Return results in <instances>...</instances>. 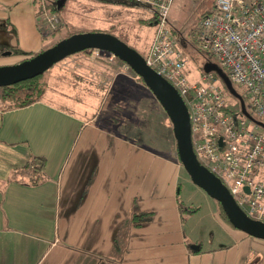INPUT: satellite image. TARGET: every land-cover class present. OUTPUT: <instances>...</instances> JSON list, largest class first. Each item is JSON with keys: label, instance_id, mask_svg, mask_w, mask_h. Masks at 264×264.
I'll return each instance as SVG.
<instances>
[{"label": "crops", "instance_id": "1", "mask_svg": "<svg viewBox=\"0 0 264 264\" xmlns=\"http://www.w3.org/2000/svg\"><path fill=\"white\" fill-rule=\"evenodd\" d=\"M35 15L33 0H0V69L45 50ZM84 80L61 79L20 109L0 93V264H264V242L219 208L208 225L180 204L174 153L93 123L97 95ZM202 225L214 233L206 246Z\"/></svg>", "mask_w": 264, "mask_h": 264}, {"label": "built area", "instance_id": "2", "mask_svg": "<svg viewBox=\"0 0 264 264\" xmlns=\"http://www.w3.org/2000/svg\"><path fill=\"white\" fill-rule=\"evenodd\" d=\"M110 1L153 10L155 36L144 57L147 66L171 84L184 101L198 162L222 182L250 219L264 222V130L246 119L242 111L230 110L227 93L215 74L190 73L191 61L179 49L169 27L175 0ZM36 2L44 23L56 32L60 27L58 13L47 8L48 0ZM195 40L239 88L250 117L264 125V0H215ZM93 55L109 57L98 51ZM97 121L96 117L93 123Z\"/></svg>", "mask_w": 264, "mask_h": 264}, {"label": "rangeland", "instance_id": "3", "mask_svg": "<svg viewBox=\"0 0 264 264\" xmlns=\"http://www.w3.org/2000/svg\"><path fill=\"white\" fill-rule=\"evenodd\" d=\"M33 1L36 22L46 39L43 52L52 49L71 36L97 32L118 38L141 56L146 57L155 36L153 10L128 7L125 4H111L103 0H68L58 14L60 27L52 33L43 21L40 3L35 4L36 0ZM58 1L48 0L47 8L53 9ZM214 1L175 0L173 2L169 27L172 33L177 34L179 49L186 53L191 61L188 68L190 73H204L207 65L219 67L217 61L203 52L195 40L203 18L213 11ZM93 53L95 52H86L71 57L47 72L40 80L43 91L53 90V86L58 85L61 79L74 81L75 73L79 75L82 73L84 81L88 83L87 86L96 91L95 113L98 115L93 113L92 116L94 119L97 117L101 127H106L115 133L120 131L122 133V129L125 127L127 130H131L129 137L134 139V132L137 135H142L146 145H152L150 143L160 135L162 139H165L164 141L160 140L163 144L156 143L152 146L158 147L163 155L171 156L174 153L177 158V147L174 146L173 141V127L153 95L140 80L134 77L135 74L131 70L127 71L125 64L120 61H111V56L100 59ZM80 58L86 59V62L82 60L83 64H79ZM192 79L195 80L196 75H193ZM84 81L82 82L85 83ZM234 87L241 92L236 85ZM227 99L232 112H241V105L238 101L228 94ZM260 132L263 131L260 130ZM179 201L185 208L199 209L202 213L201 219H206L205 223L208 225L209 212L219 206L217 202L195 187L186 173L180 182ZM190 224V222L186 223V231L190 228ZM199 228L198 236L202 238L206 246L208 236L210 237L214 233L211 232L208 235L205 225ZM214 243H218V241Z\"/></svg>", "mask_w": 264, "mask_h": 264}, {"label": "water", "instance_id": "4", "mask_svg": "<svg viewBox=\"0 0 264 264\" xmlns=\"http://www.w3.org/2000/svg\"><path fill=\"white\" fill-rule=\"evenodd\" d=\"M67 1L59 0L57 2L58 12L61 11ZM95 51L106 53L125 64L143 82L160 104L173 127L179 162L192 184L221 205L233 229L249 238L264 242V222L250 219L238 206L222 182L198 162L193 148L189 111L179 92L149 68L143 56L118 38L105 33L74 35L63 40L52 49L33 56L17 66L1 68L0 89L15 87L42 78L47 72L67 59ZM204 73L217 75L228 93L240 103L242 115L264 130V125L256 123L250 117L244 100L219 67L207 65ZM246 192L250 193L249 190Z\"/></svg>", "mask_w": 264, "mask_h": 264}, {"label": "trees", "instance_id": "5", "mask_svg": "<svg viewBox=\"0 0 264 264\" xmlns=\"http://www.w3.org/2000/svg\"><path fill=\"white\" fill-rule=\"evenodd\" d=\"M107 3H111V4H121V3H117V2H111L110 0H103ZM35 4H37V2L35 1ZM128 6V5H127ZM130 7V6H128ZM49 10L51 12H55V13H58L59 12L57 11V4L54 5L53 9H51V7H49ZM97 33V32H95ZM174 36L177 37V34L174 33ZM72 37V36H71ZM69 37V38H71ZM89 53V52H87ZM85 54V53H83ZM115 61H118L117 59H115ZM126 68H128L126 65H124ZM128 70H130L128 68ZM205 74V73H204ZM226 75V73H225ZM227 76V75H226ZM134 77L136 78L137 76L134 75ZM218 81L221 83V85L223 86V88L225 89L226 93L232 97L228 91L226 90L225 86L223 85L222 81L219 79V77L216 75ZM40 80L41 78H38L36 80H33V81H30V82H26V83H23L21 85H18V86H15V87H11V88H5V89H0V93H1V96H2V101L4 103H6L8 105V107L10 109H20V108H26V107H29L31 105H34L36 103H38L39 101H41L42 97L44 96V91L40 85ZM141 81V80H140ZM141 83L143 84V82L141 81ZM144 85V84H143ZM145 87V85H144ZM146 88V87H145ZM147 89V88H146ZM234 89L236 90V92L242 97V94L241 92H239L235 87ZM148 90V89H147ZM149 91V90H148ZM150 92V91H149ZM233 98V97H232ZM234 99V98H233ZM243 99V97H242ZM236 100V99H235ZM244 100V99H243ZM237 101V100H236ZM244 103H245V106H246V110L249 112V109L247 107V104L244 100ZM252 118V116H251ZM253 119V118H252ZM256 123L258 124H261L260 122H258L257 120L253 119ZM263 125V124H262ZM164 141L165 139H162V137H159L157 136L156 137V143L162 145L163 142L161 141ZM173 141H174V146L176 147V142H175V139H174V136H173ZM155 143V145H156ZM154 145V143H153ZM158 148V147H157ZM177 160L179 162V158L177 156ZM180 163V162H179ZM39 166V170L42 171L43 168H44V162L41 161V160H38V161H35L34 162V166ZM181 165V164H180ZM37 179H39L38 177L36 178L35 182L37 181ZM218 208H219V212H220V217L221 219L230 227H232L226 217V215L224 214L223 212V209L221 207L220 204H218ZM145 218H149V215H140V216H136L134 219H145Z\"/></svg>", "mask_w": 264, "mask_h": 264}]
</instances>
